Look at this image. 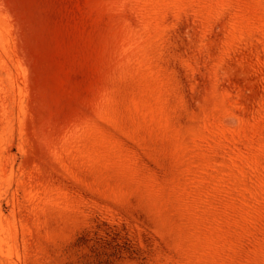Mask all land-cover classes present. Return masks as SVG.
Here are the masks:
<instances>
[{
  "label": "rangeland",
  "instance_id": "1",
  "mask_svg": "<svg viewBox=\"0 0 264 264\" xmlns=\"http://www.w3.org/2000/svg\"><path fill=\"white\" fill-rule=\"evenodd\" d=\"M0 264H264V0H0Z\"/></svg>",
  "mask_w": 264,
  "mask_h": 264
}]
</instances>
